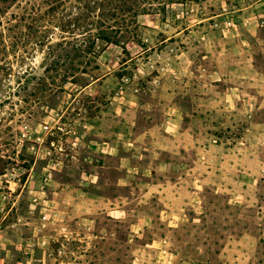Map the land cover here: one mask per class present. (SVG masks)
<instances>
[{"label":"rangeland","instance_id":"rangeland-1","mask_svg":"<svg viewBox=\"0 0 264 264\" xmlns=\"http://www.w3.org/2000/svg\"><path fill=\"white\" fill-rule=\"evenodd\" d=\"M1 7L0 264H264V0L175 2L49 62L39 20ZM120 129L123 182L101 151Z\"/></svg>","mask_w":264,"mask_h":264},{"label":"trees","instance_id":"trees-1","mask_svg":"<svg viewBox=\"0 0 264 264\" xmlns=\"http://www.w3.org/2000/svg\"><path fill=\"white\" fill-rule=\"evenodd\" d=\"M183 1L186 0H0V17L5 10L1 6L13 3L25 9L33 20L38 19L42 28L40 34H33L32 37L37 45L46 46L47 62L51 58L59 59L63 52L69 58L72 57L71 55L77 58L88 55L96 59L100 54L97 45L100 43L118 45L121 41L120 33L128 31L127 26L124 28L125 26L121 24L117 27L112 23L128 24L130 21L133 22L131 17H134L136 23L139 14L163 11L169 5ZM56 27H60L63 34L54 45L52 40L46 41L49 32ZM66 29H71L67 31L72 34L71 38L64 35ZM68 46H71L74 52L68 50ZM90 60L91 58L88 62ZM76 72L88 71L87 68L72 66L64 76L66 79L70 76L75 78Z\"/></svg>","mask_w":264,"mask_h":264},{"label":"crops","instance_id":"crops-1","mask_svg":"<svg viewBox=\"0 0 264 264\" xmlns=\"http://www.w3.org/2000/svg\"><path fill=\"white\" fill-rule=\"evenodd\" d=\"M174 120V119H173ZM138 139H140V136H134L132 139H129L127 137V135L125 134L124 131H122V129H120V132L117 135L114 136H109L108 138H104L102 141V148L101 151H103L106 155H115L116 158L118 159V169L119 171L123 174V178L121 179V182H123L126 178V176H128L131 173L136 172L137 170H140V166L135 165L134 163V156H135V152L137 150L136 148V144ZM189 140L188 143H190V138H188ZM108 156V155H107ZM152 163V161H151ZM170 161H168L167 159H164L163 161H161L160 163H158V169H165L168 170L170 167ZM183 169H182V176L179 177V179L173 181V183L175 185L180 184V186L182 187L181 189V193L185 194V191L187 193H189V199L192 198V190L188 189V187L186 188L185 186H183V184L187 181V176L191 175V167H189V165L186 167L185 162L183 163ZM142 169V168H141ZM156 168H154L151 165H148V167H144L143 170L147 171V175H153V171ZM175 169V168H172ZM169 171V170H168ZM177 193H179L178 196L173 197V199L177 202V205H183V198L180 195V191L177 190ZM114 201H120L119 198H115L113 199ZM176 204V203H174ZM120 206V205H119Z\"/></svg>","mask_w":264,"mask_h":264}]
</instances>
